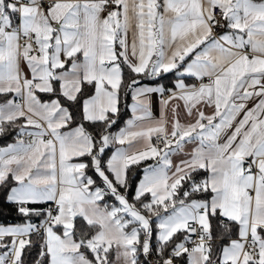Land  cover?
I'll return each mask as SVG.
<instances>
[{"label": "snow or ice", "instance_id": "6c2138e0", "mask_svg": "<svg viewBox=\"0 0 264 264\" xmlns=\"http://www.w3.org/2000/svg\"><path fill=\"white\" fill-rule=\"evenodd\" d=\"M0 264H264V0H0Z\"/></svg>", "mask_w": 264, "mask_h": 264}]
</instances>
